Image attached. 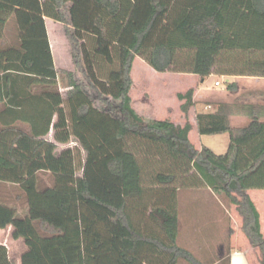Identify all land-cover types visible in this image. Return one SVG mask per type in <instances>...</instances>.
Here are the masks:
<instances>
[{"label":"trees","instance_id":"1","mask_svg":"<svg viewBox=\"0 0 264 264\" xmlns=\"http://www.w3.org/2000/svg\"><path fill=\"white\" fill-rule=\"evenodd\" d=\"M44 17L64 26L73 71L56 68ZM136 57L159 73L264 78V0H0V231L24 240L21 264H199L178 244V192L207 188L237 207L264 264L247 194L264 190V121L234 127L225 105L199 113V135L230 145L197 149L189 121L133 109ZM194 95H178L186 117ZM0 264H15L1 244Z\"/></svg>","mask_w":264,"mask_h":264},{"label":"crops","instance_id":"2","mask_svg":"<svg viewBox=\"0 0 264 264\" xmlns=\"http://www.w3.org/2000/svg\"><path fill=\"white\" fill-rule=\"evenodd\" d=\"M44 20L56 68L73 71L74 65L70 54L71 47L66 37L64 26L47 17H44ZM158 74L164 77V79L159 82L155 77L160 76ZM131 76L134 81L130 91L132 107L141 117L146 120H168L180 126H184L189 121L192 124V131L190 132V135L193 132L194 139L196 140L200 139V137H212L214 142L208 148H210L216 154L221 155L227 152L230 145V136L229 134L200 136L198 133L196 120L197 114L216 113L221 105H225L228 107L227 110L231 113L230 121L234 127H247L250 124L251 117L253 115H258L264 121V93L259 92L258 94H253L251 98H253L254 103H247L239 100L232 101L229 100L228 96V92L230 93L237 91V83L239 81L249 79L255 80L256 82H264V78L222 76L215 73L208 77L202 78L196 74L173 72L159 73L140 57H136L133 62ZM213 78H228L231 81L229 82L226 89L219 91L214 87H211V89L207 87L210 80ZM217 83L219 84L217 85ZM221 83V81H215L214 86L219 87L221 86ZM232 84H235V87L229 89V86ZM190 89H195V95L193 99L194 105L191 108L188 117H186L181 109L184 101H180L178 99V95L185 94ZM199 106H201V109H198ZM192 110L194 113H192ZM197 134L199 138H197ZM190 140L192 142L191 136ZM192 144L197 148L193 142ZM203 145L204 144H201L200 147L202 148ZM11 188V186H7L6 189L2 191L1 196L2 198L11 201L13 205L17 206L19 214L24 216L26 214V208L25 206H20L17 200V196L20 194V191L15 189L14 192H12L10 191ZM207 190L211 191L210 189ZM247 194L254 201L258 211L260 212L261 230L264 234L263 212L260 210V204H257V201H260L259 203L262 202L261 205L264 206V190H250L247 192ZM178 198H180V195ZM13 234L14 228L12 226L6 228L5 230H1L0 244L8 248L9 257L14 261L15 264H21V258L24 251L26 250V246L23 239L16 240L14 239ZM14 246L18 247V249L22 251L20 252L19 257H12V250ZM232 256L231 264H237V260L239 261V264H249L246 257H241L238 255Z\"/></svg>","mask_w":264,"mask_h":264},{"label":"rangeland","instance_id":"3","mask_svg":"<svg viewBox=\"0 0 264 264\" xmlns=\"http://www.w3.org/2000/svg\"><path fill=\"white\" fill-rule=\"evenodd\" d=\"M78 76L79 79L82 78L80 75ZM155 77L158 82L164 79L161 75ZM215 81H221V86L215 87ZM230 81L228 78H213L207 87L209 89L214 87L221 91L228 87ZM259 92L264 93V82L246 79L239 81L237 83V91L228 92V96L229 100L232 101L239 100L254 103L251 96ZM62 93L65 96L66 90L63 89ZM198 109H201V106ZM192 113H194L193 110ZM190 136L198 149L201 148V144L209 147L214 142L212 137H200V139L196 140L193 132ZM197 138H199L198 134ZM48 139H53V133L50 134ZM68 146L76 150L80 160L79 163H83L86 159V154L80 146L76 143H71ZM41 184L49 186L53 184V181L49 175L44 174L41 175ZM147 184H149V179H147ZM179 195L178 215L180 226L178 243L181 247L192 252L199 264H228L229 259L232 263V255L246 257L249 264H260V251L252 247L245 237L242 231V218L237 212V207L231 204L228 199L224 196L214 195L207 188H184L178 192ZM257 202V204H260L259 207L264 217V206L261 205L262 202ZM146 222L149 228L159 232V228L153 221L146 218ZM12 252V257H19L22 251L14 246ZM229 254L230 257H228ZM221 259L224 260L222 263L220 262ZM236 263L239 264V261L237 260ZM179 264L191 263L182 259Z\"/></svg>","mask_w":264,"mask_h":264},{"label":"built area","instance_id":"4","mask_svg":"<svg viewBox=\"0 0 264 264\" xmlns=\"http://www.w3.org/2000/svg\"><path fill=\"white\" fill-rule=\"evenodd\" d=\"M219 83H217V85H218Z\"/></svg>","mask_w":264,"mask_h":264}]
</instances>
